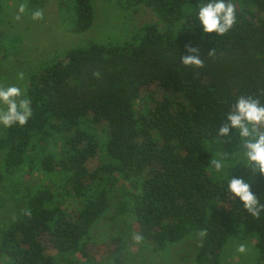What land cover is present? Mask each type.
<instances>
[{"label": "trees", "instance_id": "16d2710c", "mask_svg": "<svg viewBox=\"0 0 264 264\" xmlns=\"http://www.w3.org/2000/svg\"><path fill=\"white\" fill-rule=\"evenodd\" d=\"M114 1L134 12L146 7L156 20L129 41L72 48L33 73L26 85L31 118L5 127L0 184L20 170L40 180L2 234L0 264H62L59 253L84 264L115 257L123 236L97 242L92 230L120 182L153 251L166 253L199 236L193 264H219L234 242L250 246L264 264V212L248 213L207 168L215 142L238 133L219 134L236 97H264V0H236L241 14L223 36L204 33L185 15L183 6L199 0ZM44 3L27 0L31 9ZM59 6L70 16L66 29L83 33L93 26V0ZM189 43L200 49L202 66L182 63L192 54ZM97 155L100 163L90 166ZM249 185L264 194V173L255 172Z\"/></svg>", "mask_w": 264, "mask_h": 264}, {"label": "rangeland", "instance_id": "374dc122", "mask_svg": "<svg viewBox=\"0 0 264 264\" xmlns=\"http://www.w3.org/2000/svg\"><path fill=\"white\" fill-rule=\"evenodd\" d=\"M4 6V18L0 20V85L15 84L25 90L33 73L66 55L72 48L85 46L91 42H118L131 40L141 27L156 20L155 14L146 7L139 11L126 10L114 0H93L96 17L90 30L77 33L66 29L70 16L61 14L60 0H45L40 7L29 8L27 0H0ZM25 10L20 11L21 6ZM40 10L43 15L34 19L32 13ZM21 74L23 76L21 77ZM98 135L106 136L105 126L96 125ZM5 127L0 124V167L4 159L2 136ZM250 138L236 133L227 139L215 142L216 151L225 154L236 151ZM101 156L90 161V166H97ZM230 178H242L250 184L255 172L243 163L228 169ZM40 175L26 174L23 170L9 175L0 184V239L5 228L15 219L24 207L27 197L38 184ZM130 191L125 182H120L112 191V203L108 212L93 227L92 238L102 242L111 236L120 234L125 240V247L115 257L107 258L103 264H193V257L198 248L199 236L188 237L166 253L153 251L141 237L136 217L133 212ZM227 248L219 264H257L250 247L247 256ZM96 250V246H93ZM62 264H84L74 254H57Z\"/></svg>", "mask_w": 264, "mask_h": 264}, {"label": "clouds", "instance_id": "9594fccd", "mask_svg": "<svg viewBox=\"0 0 264 264\" xmlns=\"http://www.w3.org/2000/svg\"><path fill=\"white\" fill-rule=\"evenodd\" d=\"M24 10L22 5L20 11ZM183 11L186 16H190L202 27L204 33H215L218 36L229 33L241 14L236 0H199L195 7L185 4ZM32 15L34 19H40L43 13L36 10ZM185 47L192 54L184 56L182 63L202 66L203 61L199 57L200 49L191 43L186 44ZM229 108L230 110L222 116L224 127L219 129V134L226 136L231 129H235L241 137L250 139L232 153L212 152L207 168L212 172L213 180L220 182L222 187L226 184L227 191L242 204L248 213L259 217L264 212V194L258 196L242 178H230L228 169L243 163L253 172L264 173V97L242 93L236 97ZM32 114V101L23 88L15 84L0 85V124L4 127L24 126ZM205 145L211 151L208 140L205 141ZM236 251L247 256L250 246L240 243Z\"/></svg>", "mask_w": 264, "mask_h": 264}]
</instances>
